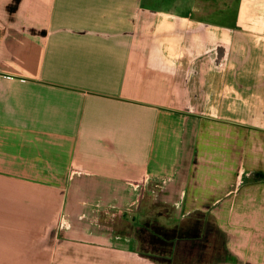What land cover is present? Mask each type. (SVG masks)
Masks as SVG:
<instances>
[{
	"label": "crops",
	"instance_id": "1",
	"mask_svg": "<svg viewBox=\"0 0 264 264\" xmlns=\"http://www.w3.org/2000/svg\"><path fill=\"white\" fill-rule=\"evenodd\" d=\"M200 2L0 0V264H160L154 200L264 264V0Z\"/></svg>",
	"mask_w": 264,
	"mask_h": 264
},
{
	"label": "rangeland",
	"instance_id": "2",
	"mask_svg": "<svg viewBox=\"0 0 264 264\" xmlns=\"http://www.w3.org/2000/svg\"><path fill=\"white\" fill-rule=\"evenodd\" d=\"M196 3L198 5H200V0H196ZM218 5H216V10L214 12H212V14H210V16L208 17L209 20H213L214 21H225V19H230L232 14L234 13V10H229V15L228 17H226L225 15L222 17V13H221V8L219 6L220 2L216 3ZM233 12V13H232ZM221 13V15L219 14ZM219 48V47H218ZM220 52V51H218ZM143 213H145V215L141 216L138 220H136L135 222L132 223V225L130 226V231H133L134 233H136V235H141L142 238L148 243V245L145 248H140L144 249L145 251H148L152 254L155 255H160L162 256H171V254L173 253V247L171 245V241L170 240H166L168 238L166 237V233H164L163 231H161L160 228V232L157 235L156 233H152L156 230L155 225L157 224L156 222L158 221V214L160 213H164V214H168L171 216V210H169V208H167L164 204L160 203V201L154 200L151 201L148 206L143 210ZM196 220V218L198 217V215H191L186 217L185 219L189 218V223L192 224V220ZM184 219V220H185ZM203 221L205 222L206 219H209V222L212 224L213 226V220L208 217V216H203ZM160 220V219H159ZM198 221H200V219H197ZM196 220V221H197ZM212 220V221H211ZM175 220H173V217H169L168 221L166 222H161V223H166V226L164 225V231L168 230V232H170L171 230L175 229H179V224L175 226V224H173ZM183 221V220H182ZM209 224V223H208ZM216 224V223H215ZM126 224H124L125 226ZM146 226L149 227V231H146L145 228ZM152 230V231H150ZM217 236H207L203 243V252L200 255L201 257L198 258L197 262L195 264H214L215 262H217L218 259L225 257L226 255L223 254H219L216 250H215V245L213 244V242L217 245L219 243H217ZM221 244V243H220ZM152 245V246H150Z\"/></svg>",
	"mask_w": 264,
	"mask_h": 264
},
{
	"label": "trees",
	"instance_id": "3",
	"mask_svg": "<svg viewBox=\"0 0 264 264\" xmlns=\"http://www.w3.org/2000/svg\"><path fill=\"white\" fill-rule=\"evenodd\" d=\"M195 214L198 215L196 220L199 218L200 221L192 220L190 217L192 224L189 223V218H187L180 221L179 229L175 227V229L168 232V230L164 231V228H161V231L167 234L165 238L168 239L166 240H170L171 244H173V253L171 256L161 257L160 255L151 253L147 255L160 264H195L198 258L201 257L200 255L203 252L202 243L207 236H217V243L219 244L216 245L213 242L215 250L221 255L227 254L224 232H222L215 222H213V226L209 222V219H206L204 222L202 218L205 214L203 212H194L191 215ZM176 232H178V234H176ZM152 233H155V231ZM223 259L224 257L217 261H222Z\"/></svg>",
	"mask_w": 264,
	"mask_h": 264
}]
</instances>
